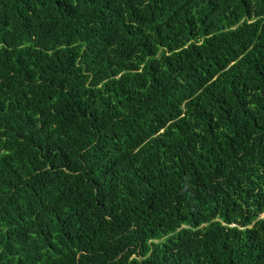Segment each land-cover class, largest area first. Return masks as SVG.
I'll use <instances>...</instances> for the list:
<instances>
[{"label":"trees","instance_id":"16d2710c","mask_svg":"<svg viewBox=\"0 0 264 264\" xmlns=\"http://www.w3.org/2000/svg\"><path fill=\"white\" fill-rule=\"evenodd\" d=\"M0 264H264V0H0Z\"/></svg>","mask_w":264,"mask_h":264}]
</instances>
